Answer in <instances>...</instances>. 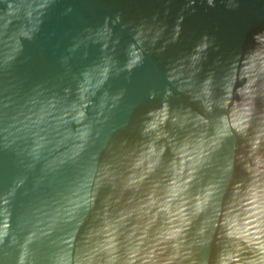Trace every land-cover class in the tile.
Wrapping results in <instances>:
<instances>
[{
    "label": "water",
    "instance_id": "obj_1",
    "mask_svg": "<svg viewBox=\"0 0 264 264\" xmlns=\"http://www.w3.org/2000/svg\"><path fill=\"white\" fill-rule=\"evenodd\" d=\"M0 264H264V0H0Z\"/></svg>",
    "mask_w": 264,
    "mask_h": 264
}]
</instances>
